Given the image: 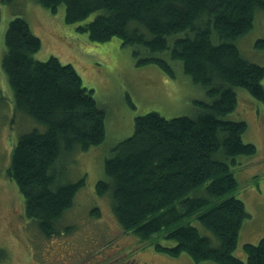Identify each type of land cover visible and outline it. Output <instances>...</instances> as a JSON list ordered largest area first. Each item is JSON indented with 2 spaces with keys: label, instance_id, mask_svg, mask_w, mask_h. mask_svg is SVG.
Listing matches in <instances>:
<instances>
[{
  "label": "trees",
  "instance_id": "1",
  "mask_svg": "<svg viewBox=\"0 0 264 264\" xmlns=\"http://www.w3.org/2000/svg\"><path fill=\"white\" fill-rule=\"evenodd\" d=\"M35 2L51 13L63 5V23L95 43L118 39L136 66L155 65L173 76L176 62L206 92L192 116H136L133 133L105 158L94 192L109 195L121 230L144 240L168 228L165 239L173 246L158 244L156 251L184 253L196 264H264V239L243 245L245 260L234 253L248 214L242 200L227 196L237 187L231 166L256 148L242 141L244 121L225 118L236 107L235 87L264 104V66L247 60L234 43L252 28L255 10L264 11V0ZM4 45L1 69L15 110L41 126L18 137L6 173L23 197L25 218L50 238L83 185L66 178L68 162L105 140L107 111L71 64L35 58L41 41L24 18L9 21ZM254 47L264 50V38ZM99 214L92 209L91 216ZM192 215L216 241L196 225L180 224ZM5 259L0 249V263Z\"/></svg>",
  "mask_w": 264,
  "mask_h": 264
},
{
  "label": "rangeland",
  "instance_id": "2",
  "mask_svg": "<svg viewBox=\"0 0 264 264\" xmlns=\"http://www.w3.org/2000/svg\"><path fill=\"white\" fill-rule=\"evenodd\" d=\"M63 15V5L51 13L35 0L14 3L0 0V249L6 252V259L0 264H196L184 253L171 257L156 251L158 244L173 246V242L165 239L168 228L144 240L131 230H121L111 213L109 195L98 197L94 190L97 181L104 178L105 158L111 155L115 144L133 133L136 116L151 111L165 118L192 116L198 102L207 99L205 90L194 84L176 62L173 66L170 63L173 76L155 65L136 66L131 49L122 47L118 39L95 43L86 33H78L64 24ZM15 17L24 18L41 41L35 58L44 61L54 56L62 63L71 64L107 111L105 140L87 151L76 152L68 162L66 178L82 179L83 185L71 209L57 222V234L50 238L25 218L23 197L6 173L18 137L41 127L16 112L12 90L1 69L5 31ZM263 38L264 11L256 9L252 28L234 43L247 60L264 66V50L254 47L255 41ZM235 92L236 107L225 118L244 121L247 128L242 141L256 148L253 156L236 157L231 171L237 187L227 195L242 200L248 214L234 251L245 260L243 245L264 239V104L242 87H235ZM205 187L206 184L201 185L196 193L205 194ZM93 208L99 210L98 217L91 216ZM180 224L196 225L201 234L216 241L195 220V215L186 217Z\"/></svg>",
  "mask_w": 264,
  "mask_h": 264
}]
</instances>
